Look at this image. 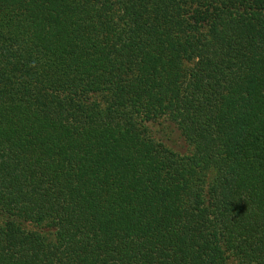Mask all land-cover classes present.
I'll use <instances>...</instances> for the list:
<instances>
[{
  "label": "trees",
  "instance_id": "obj_1",
  "mask_svg": "<svg viewBox=\"0 0 264 264\" xmlns=\"http://www.w3.org/2000/svg\"><path fill=\"white\" fill-rule=\"evenodd\" d=\"M0 264H264V0H0Z\"/></svg>",
  "mask_w": 264,
  "mask_h": 264
},
{
  "label": "rangeland",
  "instance_id": "obj_2",
  "mask_svg": "<svg viewBox=\"0 0 264 264\" xmlns=\"http://www.w3.org/2000/svg\"><path fill=\"white\" fill-rule=\"evenodd\" d=\"M151 133L161 141L163 144L167 145L171 149H174L177 152H182L187 149V146L180 140L177 135L175 127L166 126L165 124H150Z\"/></svg>",
  "mask_w": 264,
  "mask_h": 264
}]
</instances>
